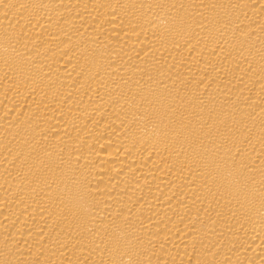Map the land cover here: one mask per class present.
Masks as SVG:
<instances>
[{
    "label": "bare ground",
    "instance_id": "obj_1",
    "mask_svg": "<svg viewBox=\"0 0 264 264\" xmlns=\"http://www.w3.org/2000/svg\"><path fill=\"white\" fill-rule=\"evenodd\" d=\"M0 264H264V0H0Z\"/></svg>",
    "mask_w": 264,
    "mask_h": 264
}]
</instances>
